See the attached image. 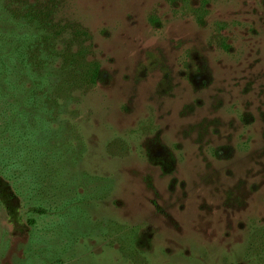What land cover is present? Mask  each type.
<instances>
[{
	"label": "rangeland",
	"instance_id": "374dc122",
	"mask_svg": "<svg viewBox=\"0 0 264 264\" xmlns=\"http://www.w3.org/2000/svg\"><path fill=\"white\" fill-rule=\"evenodd\" d=\"M6 2L0 264H264V0Z\"/></svg>",
	"mask_w": 264,
	"mask_h": 264
},
{
	"label": "trees",
	"instance_id": "16d2710c",
	"mask_svg": "<svg viewBox=\"0 0 264 264\" xmlns=\"http://www.w3.org/2000/svg\"><path fill=\"white\" fill-rule=\"evenodd\" d=\"M9 3L6 0H0V97L5 95V84L11 81L13 76H17L15 70L19 69L21 63L19 61V48L24 50L22 46L23 40L32 41L39 35V28L35 26L27 27L25 33L21 31V21L16 19L15 24H11L8 20V14H12V7H8ZM16 12V11H15ZM39 25H42L39 21ZM13 44V45H12ZM11 45L13 51L11 50ZM15 53V54H14ZM39 73L32 75L31 86L28 87L29 93L24 89L14 96L12 103L8 107L3 106V110L9 111L7 117L0 121V132L13 131L12 129H21L26 126L28 116L23 111L31 110L36 112L34 104H39L37 95L40 94L44 87L49 86L55 79H57V71L50 64H46L49 60L48 57L40 58ZM42 61L44 63H42ZM20 97H22L20 99ZM3 99L0 98V102Z\"/></svg>",
	"mask_w": 264,
	"mask_h": 264
}]
</instances>
